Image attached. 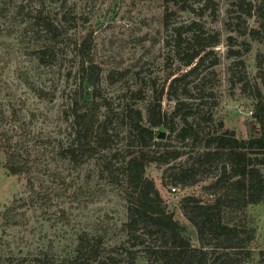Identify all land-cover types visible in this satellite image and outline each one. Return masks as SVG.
Returning <instances> with one entry per match:
<instances>
[{"label": "rangeland", "instance_id": "obj_1", "mask_svg": "<svg viewBox=\"0 0 264 264\" xmlns=\"http://www.w3.org/2000/svg\"><path fill=\"white\" fill-rule=\"evenodd\" d=\"M239 1L180 9L165 0H0V264H77L81 238L95 249L90 259L79 260L84 264H123L130 256L140 264L154 263L151 250L162 238L149 234V224L128 226L130 186L123 167L140 147L133 127L148 125V109L157 103L171 115L178 99L186 102L184 112L193 113L189 121L200 124L203 135L220 123L239 138L258 130L252 110L259 97L264 100V36L254 31L260 30L264 0H245L244 10L236 6ZM194 21L203 25L209 41L217 42L188 75L175 28ZM88 34L102 69L95 92L80 87L78 47ZM182 37L183 47L196 44L190 33ZM76 99L78 111L99 105L97 126L107 127L111 136L108 147L92 157L75 140ZM170 124L176 131L154 128L156 137L146 150L179 151L180 156L168 163L148 161L145 177L184 226V235L199 247L184 206L190 197L211 200L205 187L222 160L199 170L192 186L175 183L179 171L197 169L205 148L177 136L179 118ZM7 136L27 163V174L10 175L5 169ZM96 138L95 133L91 141ZM13 205L25 214L19 226L2 220ZM229 217L256 230L251 257L241 264H264V202ZM210 250L212 261L221 256L220 250Z\"/></svg>", "mask_w": 264, "mask_h": 264}, {"label": "trees", "instance_id": "obj_2", "mask_svg": "<svg viewBox=\"0 0 264 264\" xmlns=\"http://www.w3.org/2000/svg\"><path fill=\"white\" fill-rule=\"evenodd\" d=\"M168 4L179 6L180 9H188L194 3L211 4L213 0H165ZM246 1L236 3L239 10H244ZM206 4V5H205ZM252 9H248L251 15ZM260 30L254 31L257 36H264V7L259 11ZM176 48L183 64L190 67L186 74H193L209 56L208 48L214 46L217 41H209L205 37L203 25L192 22L188 26L175 28ZM183 33H190L195 45L183 47L185 39ZM255 36V35H254ZM93 37L91 34L79 44L78 50L82 59L80 87L86 85L92 92L97 90L101 67L93 56ZM190 44V43H188ZM181 49V50H180ZM186 74L184 76H186ZM183 76V77H184ZM179 79L175 78L174 82ZM164 91L160 92L159 102ZM79 100H75L74 127L75 140L78 148L83 149L90 157L95 156L98 148L108 147L110 134L107 127L97 126V104L78 111ZM186 102L177 99V104L171 115L163 113L160 103L148 109V125L137 122L133 129L136 133L140 147L137 155H133L126 161L123 173L127 184L130 186L126 198L128 200V213L130 223H146L150 226L149 234L156 233L162 239L157 249L151 250L154 256L153 264H241L251 257V245L254 241L256 230L241 226L229 217L235 210H244L248 206L258 205L264 202V100L259 97L253 107L252 115L258 125V130L248 138H239L234 131L223 130V124L206 134H202L200 124L189 121L193 113L185 111ZM138 121L142 120L141 112L136 111ZM177 118L182 122L177 136L183 140H192L200 143L205 148L201 158L197 160L198 167L185 168L174 175V182L184 187L194 185L199 170L205 169L208 164L222 160L218 173L205 187L211 200L202 202L196 198L187 199L184 206V216L194 227L199 247L192 245L189 237L184 235V226L179 223L173 213L168 212L162 205V197L153 181L145 177V165L148 161L168 163L180 156L179 151L152 152L150 143L155 139L154 128L165 126L171 132H175L173 123ZM206 121V119H205ZM96 133L97 138L92 142ZM4 150L7 155L5 169L10 175H23L28 173V165L13 151L10 137L5 139ZM146 150V151H145ZM152 155H150V153ZM158 154V155H157ZM211 166V165H210ZM33 188V185H31ZM20 206H10L2 213L3 223L7 226H19L25 220V214L19 212ZM154 228L155 230H153ZM159 239V238H158ZM167 239V240H166ZM220 250L221 256L213 261L210 258V248ZM214 250V249H213ZM77 264H84L93 255L95 249L85 238H81L78 245ZM224 258V260H222ZM114 262V260L112 259ZM261 263H264V251L261 252ZM115 264V263H114ZM123 264H140L134 256L128 257Z\"/></svg>", "mask_w": 264, "mask_h": 264}, {"label": "water", "instance_id": "obj_3", "mask_svg": "<svg viewBox=\"0 0 264 264\" xmlns=\"http://www.w3.org/2000/svg\"><path fill=\"white\" fill-rule=\"evenodd\" d=\"M158 137L163 139L165 137V132L160 131Z\"/></svg>", "mask_w": 264, "mask_h": 264}, {"label": "built area", "instance_id": "obj_4", "mask_svg": "<svg viewBox=\"0 0 264 264\" xmlns=\"http://www.w3.org/2000/svg\"><path fill=\"white\" fill-rule=\"evenodd\" d=\"M174 190H176V189L174 188Z\"/></svg>", "mask_w": 264, "mask_h": 264}]
</instances>
